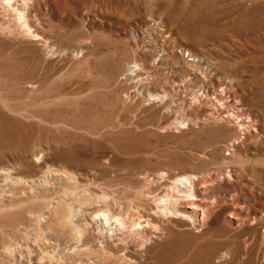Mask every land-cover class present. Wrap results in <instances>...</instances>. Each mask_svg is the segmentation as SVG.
<instances>
[{"label":"rangeland","instance_id":"rangeland-1","mask_svg":"<svg viewBox=\"0 0 264 264\" xmlns=\"http://www.w3.org/2000/svg\"><path fill=\"white\" fill-rule=\"evenodd\" d=\"M4 1L0 264H109L70 252L58 213L86 227L117 212L120 180L187 163L209 216L199 229L161 213L179 240L160 264H264V0ZM232 113L256 131L209 121Z\"/></svg>","mask_w":264,"mask_h":264},{"label":"bare ground","instance_id":"bare-ground-1","mask_svg":"<svg viewBox=\"0 0 264 264\" xmlns=\"http://www.w3.org/2000/svg\"><path fill=\"white\" fill-rule=\"evenodd\" d=\"M15 1L17 0L4 2L10 6ZM18 1H22L24 5L20 8L28 10V4L31 5L36 0ZM16 3L18 5V2ZM17 14L23 15L24 27H27L26 30L29 29L27 26L29 19L23 10L17 11ZM27 34L31 40L42 39L37 34L31 32ZM27 82L31 83L28 86L32 88L39 84L37 80ZM24 90L22 88V91ZM209 121L211 124L235 122L240 135L251 132L256 127L255 120L240 113L216 115L210 117ZM236 140L230 142L228 146H234ZM191 166L187 163L178 171L144 172L137 177L138 179L120 180L117 183V193L122 200H118L116 204L117 212L110 210L108 205L109 208L105 211H94L90 215L92 224L86 227L85 225L82 228L77 227L74 224L75 212L71 208H63L54 222L58 237L68 241L67 249L70 252H80L78 256L87 258H102L109 264H148L146 260L160 264L163 261H172L178 252L179 239L160 223L161 213L170 214L171 218H180L187 222L188 227L199 229L204 227L209 216V201L198 192L207 178L203 173L193 170ZM99 213L105 221L102 227L95 221ZM93 226H96V229L91 228ZM162 235H166L164 242L156 244L151 254L150 250L153 248L147 247V243L159 239ZM131 254L134 257H131ZM142 256L146 257L145 261H140L139 258ZM136 257L138 259H135Z\"/></svg>","mask_w":264,"mask_h":264}]
</instances>
